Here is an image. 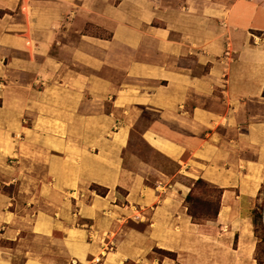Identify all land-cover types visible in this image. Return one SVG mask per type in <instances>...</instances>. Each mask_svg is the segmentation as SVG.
Masks as SVG:
<instances>
[{"label": "crops", "instance_id": "0c3cea01", "mask_svg": "<svg viewBox=\"0 0 264 264\" xmlns=\"http://www.w3.org/2000/svg\"><path fill=\"white\" fill-rule=\"evenodd\" d=\"M34 1L0 0V264H199L209 241L252 264L264 0ZM196 180L221 192L205 224Z\"/></svg>", "mask_w": 264, "mask_h": 264}, {"label": "rangeland", "instance_id": "374dc122", "mask_svg": "<svg viewBox=\"0 0 264 264\" xmlns=\"http://www.w3.org/2000/svg\"><path fill=\"white\" fill-rule=\"evenodd\" d=\"M41 1V0H35ZM120 0H115L118 2ZM159 1V0H157ZM165 4L168 3V0H162ZM167 1V2H166ZM216 0H192L190 2V7L196 10L197 7L201 6H214ZM30 8L26 7L25 12L28 13ZM32 46L30 45V48ZM31 50V49H30ZM42 85L35 84L33 86L34 91H41ZM36 95V93H34ZM29 123H24V126H28ZM20 136V135H19ZM18 136V137H19ZM22 142V141H21ZM23 143V142H22ZM21 145H19L20 147ZM139 146L150 156L151 162L156 165L158 168H163V166H167L168 170L170 167L169 162L159 157L157 154L152 153L145 145L142 143ZM22 149L24 152L30 151L31 147H26V145H22ZM33 151H36L37 148H32ZM30 166V164H29ZM19 167H23L22 164H19ZM190 192L184 198V205L187 211V214L190 216L191 220L198 224H205L207 221H213L215 219V215L218 211V207L220 204V194L221 192L215 189L213 186L196 180L192 182V186L190 187ZM6 193L12 194L15 192L13 186L5 188ZM89 191H93L97 194L104 193V190L98 188L96 186H90ZM18 192H15V195ZM26 197L23 193H18L17 202L19 204L24 203V198ZM256 214V215H255ZM250 222L252 227V251L250 255V260L252 264H264V175L258 187V191L251 202V207L249 208ZM254 217L259 218L256 223H254ZM138 228L141 229L142 226L138 225ZM210 244L214 247H206L204 252L205 254L200 255L203 258V261H200L199 264H241V261L238 260L233 252L230 250L229 243L226 246L227 249L222 247L221 245H216V243L209 241ZM111 245V244H110ZM114 247V245H111ZM221 251L219 253L218 251ZM230 252V254H229ZM154 257L162 258V257H173L172 254L162 252L160 250L154 249L147 256V259H153ZM94 264H99L94 263Z\"/></svg>", "mask_w": 264, "mask_h": 264}, {"label": "trees", "instance_id": "16d2710c", "mask_svg": "<svg viewBox=\"0 0 264 264\" xmlns=\"http://www.w3.org/2000/svg\"><path fill=\"white\" fill-rule=\"evenodd\" d=\"M105 191V190H104ZM98 195H104L103 193L102 194H98ZM217 214V213H216ZM256 215V214H255ZM216 216V215H215ZM259 218H257V217H254V223H256L257 222V220H258Z\"/></svg>", "mask_w": 264, "mask_h": 264}]
</instances>
